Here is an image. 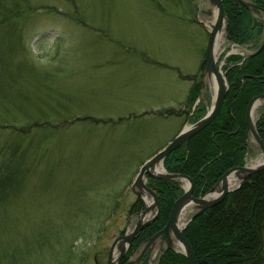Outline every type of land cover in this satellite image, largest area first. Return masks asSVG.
Returning <instances> with one entry per match:
<instances>
[{
	"label": "rangeland",
	"instance_id": "1",
	"mask_svg": "<svg viewBox=\"0 0 264 264\" xmlns=\"http://www.w3.org/2000/svg\"><path fill=\"white\" fill-rule=\"evenodd\" d=\"M17 1L29 8L0 22V47L8 73L24 77L8 98L0 96V125L25 129L42 119L48 125L32 133L30 167L0 205V264H106L112 241L131 230L144 208L129 210L139 167L193 124L196 107H211L214 94L202 76L208 15H197L198 0ZM255 17L264 28L263 15ZM262 34L243 46L225 38L215 52L222 73L227 58L240 63L255 51ZM193 79L201 85L191 106L185 101ZM167 108L188 114L156 113ZM263 110L261 101L255 122ZM259 158L249 137L245 163ZM160 251L156 245L140 264H155Z\"/></svg>",
	"mask_w": 264,
	"mask_h": 264
},
{
	"label": "trees",
	"instance_id": "2",
	"mask_svg": "<svg viewBox=\"0 0 264 264\" xmlns=\"http://www.w3.org/2000/svg\"><path fill=\"white\" fill-rule=\"evenodd\" d=\"M174 1H177V6L179 0ZM248 1L264 10V0ZM157 3L162 11L167 9L165 4L160 1ZM222 6L227 20L225 38L228 42L238 46L249 45L261 36L263 24L254 13L235 0H222ZM28 8L19 5L17 0H8V3L0 0L1 25ZM263 53L264 51L248 57L240 63L237 56L227 58L224 76L228 91L220 112L208 126L190 138L187 148H177L163 161L167 173L183 174L192 180L193 197H204L228 169L244 164L247 153L245 109L252 97L264 94ZM8 61L6 50L0 47V96L4 95L6 98L11 95L14 85L20 82L17 77H24L22 73L9 74L11 68H8ZM19 69L24 72L22 68ZM191 84L185 102L192 106L201 83L193 79ZM156 113L180 118L181 115L188 114L183 108H167ZM205 113L202 107H196L189 121L195 123ZM45 125L48 124L44 119L33 121L25 129H15L6 123L0 125V205L16 190L9 189L12 184L16 183L18 186L24 180L30 167L27 159L36 152L33 149L35 147H31L34 138L32 133ZM255 128L264 142V110L258 116ZM25 139L27 144L23 145ZM149 181V186L159 201V214L154 222L137 234L121 264L146 239L164 227L173 203L183 194L178 182L154 179ZM143 207L142 200L137 197L129 210L138 211ZM263 231L264 170L243 182L240 188L229 193L221 203L190 221L184 228L183 235L193 251L195 264H264V251L261 246ZM11 254L12 252H8L5 255L8 261ZM158 256L155 264H187L185 256L175 250H165Z\"/></svg>",
	"mask_w": 264,
	"mask_h": 264
},
{
	"label": "water",
	"instance_id": "3",
	"mask_svg": "<svg viewBox=\"0 0 264 264\" xmlns=\"http://www.w3.org/2000/svg\"><path fill=\"white\" fill-rule=\"evenodd\" d=\"M237 3L245 7L248 11L254 13L255 11L263 15L264 10L254 5L248 0H235ZM204 3L209 4L216 10L215 21L211 30L208 31V38L205 46L204 68L202 72L203 78L213 76L217 82L213 101L210 109L197 122L182 127L179 132L159 151L153 154L139 167L138 172L131 185V190L144 202V208L138 213V218L131 228V230L123 235L117 236L111 243L107 255L106 264H120L127 250L131 247L137 234L149 226L157 218L160 207L156 193L146 184L145 179L149 177L154 180H171L183 182V194L178 197L173 203L166 224L162 229L146 239L137 251L138 255L134 260H128L124 264H140L141 260L146 256L149 258L150 250L156 245L159 246L161 254L165 250H176L175 246H179L177 252L183 254L187 260V264H195L193 251L183 235V230L186 225L195 217L203 213L205 210L221 203L224 198L234 190L240 187L243 181L250 178L253 174L264 170V142L259 137L255 121L253 120V112L261 101H264V94H259L252 97L245 109V125H246V139L251 138L252 142L260 149L263 159L255 167H248L243 165L240 167H233L228 169L216 182V184L209 190L204 197L196 198L192 196L193 183L192 180L183 174L167 173L163 167L164 159L174 150L179 147L187 148L188 141L192 136L208 126L220 112L223 102L228 91V84L225 76L220 70V66L216 64L215 53V39L218 32L223 28L225 31L226 17L224 14L222 0H198L196 3L197 15L203 13L210 15L211 12L202 9ZM264 49V33L260 46L254 51L244 56V58L256 56ZM160 166V171L155 169ZM233 174L238 181L237 186L229 188L226 183V178ZM149 196L152 201L146 204L144 197ZM192 208L193 213L180 224L182 212L187 208ZM159 258V257H158ZM145 264H148L147 262Z\"/></svg>",
	"mask_w": 264,
	"mask_h": 264
},
{
	"label": "bare ground",
	"instance_id": "4",
	"mask_svg": "<svg viewBox=\"0 0 264 264\" xmlns=\"http://www.w3.org/2000/svg\"><path fill=\"white\" fill-rule=\"evenodd\" d=\"M215 15H216V10L213 8L212 11H211V14L208 15V18L204 19V23L206 24L208 30H211L212 27H213V24H214V21H215ZM224 40H225V37H224V29L222 28L217 36H216V39H215V52H216V48L217 47H220L223 45L224 43ZM233 52H242L241 49L239 48H236V47H233L232 49ZM214 56L216 57L215 53H214ZM207 80H208V83H209V86L213 92V94L215 93V90L217 88V82L216 80L214 79L213 76L211 77H207ZM260 159V158H259ZM257 159L255 162L253 163H249L247 166L248 167H255L256 165H258L262 159ZM155 169L157 171H160V166H156ZM226 183L228 185L229 188H234L235 186H237V183L238 181L236 180V177L233 175V174H230L227 178H226ZM144 200L146 202V204H150V200L148 198H145L144 197ZM192 208H187L185 209V211L182 212V215H181V220H180V224L183 223V221L187 218H184L185 217V213L186 212H189ZM176 249H181L179 246H175Z\"/></svg>",
	"mask_w": 264,
	"mask_h": 264
},
{
	"label": "flooded vegetation",
	"instance_id": "5",
	"mask_svg": "<svg viewBox=\"0 0 264 264\" xmlns=\"http://www.w3.org/2000/svg\"><path fill=\"white\" fill-rule=\"evenodd\" d=\"M146 262V261H145Z\"/></svg>",
	"mask_w": 264,
	"mask_h": 264
}]
</instances>
